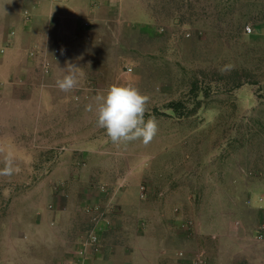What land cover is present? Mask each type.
Listing matches in <instances>:
<instances>
[{
  "label": "rangeland",
  "instance_id": "1",
  "mask_svg": "<svg viewBox=\"0 0 264 264\" xmlns=\"http://www.w3.org/2000/svg\"><path fill=\"white\" fill-rule=\"evenodd\" d=\"M55 2L71 8L58 23L60 31H51L47 59L37 60L32 70L41 38L26 27L36 17L46 22V10L53 7L49 0H0V169L9 153L16 169L0 176V264H33L22 254L28 253L25 237L31 243L51 238L50 224L65 205L54 190L83 168L104 187L116 175L152 182L141 185V197L142 187L147 194L148 187H163L172 177L195 193L210 175L236 169L246 182L263 186L251 187L238 202L264 210V2ZM248 25L253 34L245 32ZM57 33L60 39L69 37L76 56L82 57V47L89 50L77 66L83 75L68 92L56 85L67 67L65 47L61 51L53 44ZM18 49L25 54L21 58L13 53ZM57 50L63 60L55 59ZM48 60L50 73H45ZM18 63L22 69H12ZM23 71L35 79L10 81ZM121 83L150 97L145 119L154 116L158 132L147 145L139 140L114 144L97 127L94 111L87 110L89 104L95 107L96 95ZM178 102L182 113L170 109ZM231 161H242L243 167L229 166ZM37 221L46 229L31 232Z\"/></svg>",
  "mask_w": 264,
  "mask_h": 264
},
{
  "label": "crops",
  "instance_id": "2",
  "mask_svg": "<svg viewBox=\"0 0 264 264\" xmlns=\"http://www.w3.org/2000/svg\"><path fill=\"white\" fill-rule=\"evenodd\" d=\"M49 1L53 8L46 10V22L36 17L33 25L26 27L28 33L34 31L41 38L38 40L40 51L31 63L32 70L37 60L47 59L44 57L47 45L54 38L51 31H60L58 23L71 8L67 2ZM41 22L42 29L38 27ZM67 24L66 21L65 28ZM55 38L53 44L61 45V51L65 47L67 60L63 56L56 58V53L55 59L62 58L67 66L82 64L88 49L82 47V57L76 56L67 35L60 39L57 33ZM17 51L13 52L16 57L25 55ZM20 66L18 63L12 69L21 70ZM29 73L20 72L11 76L10 81L22 76L25 81L26 77L35 79V74ZM71 138L74 143L79 140ZM229 166L241 168L243 163L231 161ZM120 177L110 176L105 184L109 191L103 192L95 185L94 172L89 174L85 168L79 169L78 175L65 182V187L54 190L56 196L65 198V205L59 208L56 220L50 224L51 238L43 243H31L25 237L23 242L28 253L22 254L33 258V264H72L79 234L94 228L92 214L86 213L84 207L102 201L101 247L98 252L91 251L92 264H187L198 257L210 264H264V241L258 240L260 227L264 225L258 215L264 210H254L238 202L247 196L251 187L263 186L256 185L255 181L246 182L236 169L227 170L226 175H210L211 179L196 187L195 193H188L181 180L172 177L163 187H148L145 197H141V185H152V182L136 183L134 179ZM75 197L78 202L73 203ZM187 221L192 223L191 227L184 226ZM45 229V224L37 221L30 231L37 233ZM11 246L15 248L14 241ZM130 254H133L131 260L127 259Z\"/></svg>",
  "mask_w": 264,
  "mask_h": 264
},
{
  "label": "clouds",
  "instance_id": "3",
  "mask_svg": "<svg viewBox=\"0 0 264 264\" xmlns=\"http://www.w3.org/2000/svg\"><path fill=\"white\" fill-rule=\"evenodd\" d=\"M63 70L65 74L56 80V85L61 91L68 92L77 87L83 73L72 64ZM149 102L150 97L131 83L112 84L95 96V107L89 104L87 110L94 111L97 127L104 129L114 144L139 140L147 145L158 132L156 118L149 116L145 119ZM14 171L13 157L9 153L0 176H11Z\"/></svg>",
  "mask_w": 264,
  "mask_h": 264
},
{
  "label": "built area",
  "instance_id": "4",
  "mask_svg": "<svg viewBox=\"0 0 264 264\" xmlns=\"http://www.w3.org/2000/svg\"><path fill=\"white\" fill-rule=\"evenodd\" d=\"M27 15V22L31 23V17L29 13ZM245 32L247 34H253L255 32L254 28L250 25L246 26ZM14 34V32H12ZM3 52V51H2ZM59 51H56V58H58ZM31 56L34 57V53H31ZM51 63L48 61L45 64L44 72L50 73ZM98 189L103 192H107V187L98 185ZM143 194L142 197L146 195V188L142 187ZM260 201H264V196L260 197ZM86 213L92 214V220L94 223V228L85 232H81L78 236L76 251L73 255L72 264H92L90 259H92L91 251L98 252L101 247V238H102V220L103 213L102 207L99 204H86L84 207ZM185 227H191L192 223L187 221L184 224ZM258 240L264 241V225L260 227V232L258 234ZM91 254V255H90ZM187 264H210L208 260L198 257L191 259Z\"/></svg>",
  "mask_w": 264,
  "mask_h": 264
},
{
  "label": "trees",
  "instance_id": "5",
  "mask_svg": "<svg viewBox=\"0 0 264 264\" xmlns=\"http://www.w3.org/2000/svg\"><path fill=\"white\" fill-rule=\"evenodd\" d=\"M239 1H245V0H228V2H230V3H232V4H234V3H237V2H239ZM246 1H248L247 3H254V2H256L257 0H246ZM227 2V1H226ZM225 2V3H226ZM234 2V3H233ZM261 2H264V0H261ZM247 3H245V4H247ZM251 84H254L253 83V81H252V83ZM170 109L173 111V112H175V113H179V112H183V109H184V106H183V104L182 103H175V104H173L171 107H170Z\"/></svg>",
  "mask_w": 264,
  "mask_h": 264
}]
</instances>
